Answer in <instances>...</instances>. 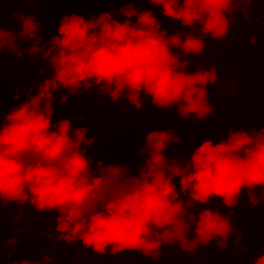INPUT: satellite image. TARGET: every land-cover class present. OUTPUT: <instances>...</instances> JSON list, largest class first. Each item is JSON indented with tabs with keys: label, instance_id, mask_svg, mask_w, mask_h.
Listing matches in <instances>:
<instances>
[{
	"label": "clouds",
	"instance_id": "clouds-1",
	"mask_svg": "<svg viewBox=\"0 0 264 264\" xmlns=\"http://www.w3.org/2000/svg\"><path fill=\"white\" fill-rule=\"evenodd\" d=\"M10 2L0 0V12ZM110 2L126 4L114 10L125 17L123 21L109 11L87 19L71 13L59 20L57 34L43 43L34 15L14 13L21 22L18 33L0 27V64L7 48L17 57L25 51L39 53L51 69L42 82L37 79L35 94L32 87L26 88L23 102L7 114L0 112V209L29 204L37 213H56V241H79L97 255L134 251L156 261L164 245L178 246L185 253L212 242L222 249L233 235L239 245L242 236L232 210L245 191L251 207L264 200V191L259 198L256 195V189L264 190V128H228L226 139L202 141L190 159L165 155L170 145L183 142L173 130H151L137 152L143 163L132 175L128 164L121 162L105 165L99 160L93 169L86 153L96 138L88 135V128L73 127L69 118L52 121L54 93L66 90L59 97L63 104L82 88L94 86L113 103L124 99L140 110L141 97L147 96L158 110L176 109L179 117L193 123L205 120L214 111L208 86L218 77L214 68L186 71L189 62L180 53L199 56L206 47L204 37L227 38L233 0H145L189 29L171 34L152 7L138 9V0ZM17 38L34 43L20 50ZM249 42L255 45L256 37ZM3 72L0 68V75ZM13 99H19V89ZM214 199L229 209L228 214L218 207L190 211ZM41 260L49 264L51 257L43 255ZM15 264L41 262L23 259ZM253 264H264V252L253 258Z\"/></svg>",
	"mask_w": 264,
	"mask_h": 264
},
{
	"label": "trees",
	"instance_id": "trees-1",
	"mask_svg": "<svg viewBox=\"0 0 264 264\" xmlns=\"http://www.w3.org/2000/svg\"><path fill=\"white\" fill-rule=\"evenodd\" d=\"M122 6L126 4L110 0H44L38 4L12 0L3 4L0 27L18 33L21 22L14 13L34 15L41 24L38 35L43 38V43L57 34L59 20L64 15L77 13L87 19L109 11L114 19L123 21L125 17L114 11ZM135 6L141 10L152 7L162 27L170 34L189 30L179 21L164 17L160 8L149 5L145 0H138ZM248 6L249 15L242 11L230 14L232 23L227 38L221 41L204 37L206 47L199 56L180 53L181 59L189 62L186 71L214 68L218 77L215 85L208 86V98L214 111L205 120L193 123L192 119L179 117L176 109L167 112L158 110L147 96L141 97L143 107L140 110L124 99L113 103L94 86L88 91L82 88L63 104L59 97L66 90L61 88L54 93L53 123L69 118L73 127L88 128V135L96 138L86 153L93 160V169L99 160H103L105 165L121 162L128 164L132 175L138 174L137 168L143 163L144 158L137 152L151 130H173L183 142L170 145L165 155L190 159L191 153L202 141L226 139L228 128H264V0H249ZM131 19L135 21V17ZM252 36L256 37L255 45L249 42ZM33 43L31 40H16L20 50L28 49ZM0 68L4 71L0 75V112L3 114L26 99V88L32 87L35 94L38 78L42 82L51 75L48 61L41 54L33 56L25 51L23 56L17 57L10 54L7 48L3 52ZM39 69L43 71L40 73ZM17 89L19 99H13ZM174 182L179 188V179ZM261 191L264 190L256 189L258 198ZM248 198L247 191L243 192L238 206L232 210L233 223L242 236L239 245H244L246 249L237 244L233 235L222 249L212 242L207 247L199 246L196 251L185 253L178 246L164 245L156 261L134 251L97 255L84 248L79 241L71 244L62 240L57 242L54 232L56 213H37L29 204L23 208L7 204L0 209V241H4L0 246V264H15L23 259L39 260L43 264V255L51 257L49 264H253V258L264 252V200L251 207ZM202 207H218L224 214L229 212L217 199L207 205L196 204L190 211L198 213ZM48 234H51V239ZM193 236L194 231H190L189 239ZM13 238L16 243L9 244L8 240Z\"/></svg>",
	"mask_w": 264,
	"mask_h": 264
},
{
	"label": "built area",
	"instance_id": "built-area-1",
	"mask_svg": "<svg viewBox=\"0 0 264 264\" xmlns=\"http://www.w3.org/2000/svg\"><path fill=\"white\" fill-rule=\"evenodd\" d=\"M248 3H249V0H233V6H232L231 14H233L237 11L244 12L245 9L249 5Z\"/></svg>",
	"mask_w": 264,
	"mask_h": 264
},
{
	"label": "rangeland",
	"instance_id": "rangeland-1",
	"mask_svg": "<svg viewBox=\"0 0 264 264\" xmlns=\"http://www.w3.org/2000/svg\"><path fill=\"white\" fill-rule=\"evenodd\" d=\"M248 4H249V3H248ZM248 7H249V6H248ZM248 7H247V8L245 9V11H244V13L247 14V15H249V8H248Z\"/></svg>",
	"mask_w": 264,
	"mask_h": 264
}]
</instances>
